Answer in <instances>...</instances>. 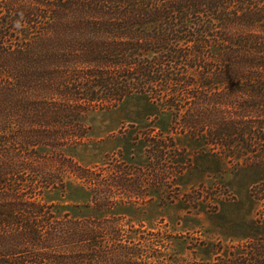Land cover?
Returning a JSON list of instances; mask_svg holds the SVG:
<instances>
[{
    "label": "trees",
    "instance_id": "16d2710c",
    "mask_svg": "<svg viewBox=\"0 0 264 264\" xmlns=\"http://www.w3.org/2000/svg\"><path fill=\"white\" fill-rule=\"evenodd\" d=\"M133 96L264 180V0H0V264H264L262 239L191 260L173 248L180 235L131 236L100 215L137 203L127 192L151 178L102 175L68 150L92 111ZM72 179L89 214L41 201Z\"/></svg>",
    "mask_w": 264,
    "mask_h": 264
},
{
    "label": "rangeland",
    "instance_id": "374dc122",
    "mask_svg": "<svg viewBox=\"0 0 264 264\" xmlns=\"http://www.w3.org/2000/svg\"><path fill=\"white\" fill-rule=\"evenodd\" d=\"M173 121L159 102L144 96L89 114L84 142L68 153L82 165L99 168L102 175L110 167L133 172V166H141V172L151 178L145 187L127 192L137 203L120 204L100 215L120 216L122 230H132L131 236L138 230L180 235L173 248L191 260L216 263L223 250L232 252L250 239L263 240L264 259V198L258 199L262 176L190 137L180 125L172 127ZM165 144L177 147L160 152L157 146ZM179 167L184 169L178 174ZM69 182L64 192H46L41 201L53 204L59 213L80 214L75 205L83 204L85 194L73 179ZM142 198L151 201L141 204Z\"/></svg>",
    "mask_w": 264,
    "mask_h": 264
}]
</instances>
